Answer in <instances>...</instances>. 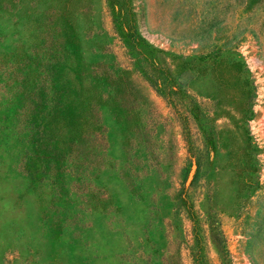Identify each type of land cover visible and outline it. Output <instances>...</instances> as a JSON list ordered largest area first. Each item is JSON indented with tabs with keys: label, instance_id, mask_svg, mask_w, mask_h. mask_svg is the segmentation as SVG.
<instances>
[{
	"label": "rangeland",
	"instance_id": "rangeland-1",
	"mask_svg": "<svg viewBox=\"0 0 264 264\" xmlns=\"http://www.w3.org/2000/svg\"><path fill=\"white\" fill-rule=\"evenodd\" d=\"M0 264H264V0H0Z\"/></svg>",
	"mask_w": 264,
	"mask_h": 264
}]
</instances>
